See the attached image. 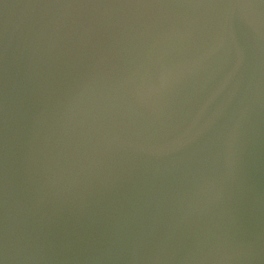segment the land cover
Returning <instances> with one entry per match:
<instances>
[{"label": "water", "instance_id": "water-1", "mask_svg": "<svg viewBox=\"0 0 264 264\" xmlns=\"http://www.w3.org/2000/svg\"><path fill=\"white\" fill-rule=\"evenodd\" d=\"M0 264H264V0H0Z\"/></svg>", "mask_w": 264, "mask_h": 264}]
</instances>
